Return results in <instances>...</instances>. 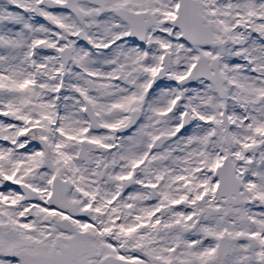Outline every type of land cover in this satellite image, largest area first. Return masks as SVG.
Masks as SVG:
<instances>
[{
    "label": "snow or ice",
    "instance_id": "6c2138e0",
    "mask_svg": "<svg viewBox=\"0 0 264 264\" xmlns=\"http://www.w3.org/2000/svg\"><path fill=\"white\" fill-rule=\"evenodd\" d=\"M0 264H264V0H0Z\"/></svg>",
    "mask_w": 264,
    "mask_h": 264
}]
</instances>
